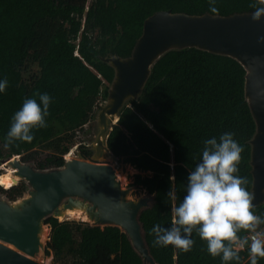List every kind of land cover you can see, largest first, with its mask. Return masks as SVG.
I'll return each mask as SVG.
<instances>
[{
	"label": "trees",
	"instance_id": "16d2710c",
	"mask_svg": "<svg viewBox=\"0 0 264 264\" xmlns=\"http://www.w3.org/2000/svg\"><path fill=\"white\" fill-rule=\"evenodd\" d=\"M254 2L216 0L215 6L218 15L231 16L253 12ZM160 11L213 15L209 0H0V81L9 82L0 93V166L40 150L25 162L38 169L61 167L79 140V151L91 160L92 122L115 77L104 59L130 57L145 21ZM245 76L243 66L230 57L198 49L171 51L154 65L139 99L130 100L112 125L109 151L145 174L135 176L136 186L156 193L153 208L142 214L141 222L157 264H222L195 233L192 251L183 253L172 246H154L150 230L156 224L171 227L172 208L186 195L187 176L201 162L206 139L235 134L244 148L239 175L248 178L252 191L250 142L256 125L245 98ZM44 93L52 98L47 127L34 130L31 142L5 147L12 117L24 99L39 102L38 94ZM170 190L174 200L167 196ZM25 192L23 182L10 189L0 186V194L11 200ZM255 212L264 216V204ZM68 218L81 219L75 214ZM47 224V256H53L54 264H142L117 228L54 218ZM240 257L239 264H250L247 250Z\"/></svg>",
	"mask_w": 264,
	"mask_h": 264
},
{
	"label": "water",
	"instance_id": "95a60500",
	"mask_svg": "<svg viewBox=\"0 0 264 264\" xmlns=\"http://www.w3.org/2000/svg\"><path fill=\"white\" fill-rule=\"evenodd\" d=\"M251 14L214 17L160 11L145 21L130 57L111 55L104 59L115 70V77L98 115L99 132L89 147L94 152L91 161L79 152L61 167L38 169L21 156L4 162L17 179L14 186L23 182L26 192L16 200L0 194V264H40V258L46 261L48 229L51 231L47 221H71L69 212L79 213L82 222L91 227L119 229L142 264H157L141 222L142 214L153 208L156 193H139L138 186L125 187L117 170L99 160L109 151L112 122H119L130 100L139 99L152 68L171 51L198 49L230 57L245 69V98L256 125L250 142L251 192L255 207L263 205L264 43L258 39L264 36V17L254 22Z\"/></svg>",
	"mask_w": 264,
	"mask_h": 264
},
{
	"label": "clouds",
	"instance_id": "9594fccd",
	"mask_svg": "<svg viewBox=\"0 0 264 264\" xmlns=\"http://www.w3.org/2000/svg\"><path fill=\"white\" fill-rule=\"evenodd\" d=\"M215 5L216 0H209V11L214 17L219 14ZM250 7L254 9L252 20L261 21L264 0H255ZM258 42L264 43V36ZM8 83L7 79L0 81V93L5 92ZM38 96L39 102L25 98L14 113L5 147L17 141L31 142L34 130L47 127L52 98L47 93ZM234 135L226 132L219 141L215 137L203 141L201 162L187 176L186 195L172 208L171 227L156 224L150 230L155 236L154 246H172L188 253L194 247L195 233L206 242L208 254L219 257L222 264H239L242 250L248 251L250 264L264 259V216L255 212V196L248 190V178L239 175L244 148ZM167 196L175 199L171 190Z\"/></svg>",
	"mask_w": 264,
	"mask_h": 264
},
{
	"label": "rangeland",
	"instance_id": "374dc122",
	"mask_svg": "<svg viewBox=\"0 0 264 264\" xmlns=\"http://www.w3.org/2000/svg\"><path fill=\"white\" fill-rule=\"evenodd\" d=\"M34 70H37V68H34ZM105 105V102H101L99 104V108H102ZM101 111V110H100ZM100 111L97 113L96 115V119L92 122L93 123V128H92V132H91V141L90 144H88V147H92L93 143L95 141V138L99 132V126H98V115L100 113ZM112 125H114V123L112 122ZM111 125V126H112ZM81 139V138H80ZM81 140H79V143L77 145H75L68 154H66L65 156H68L69 158H77L78 153L80 152V145L83 142H80ZM35 154L34 155H25L22 156L21 159L25 162L27 161V158H33L35 156H39L41 153L40 150L37 151H32ZM67 157V158H68ZM65 159V157H64ZM87 160V159H86ZM6 160H4L0 166V186L3 187L4 189H10V187L14 186L17 182H15V180L11 177V173H9L10 170H8V168L5 165ZM91 161V160H88ZM101 163H107L112 165L116 170L117 173L120 175L121 179H122V184L125 187H132V186H136L135 185V176L138 174H142L145 175L144 173H140L139 171H137L136 169H134L133 167L122 163L121 161H119L117 158H115L109 151L106 152V156H102L101 159L99 160ZM139 193H143L146 192L143 188L139 187ZM71 221H76V222H82V219H77V218H69ZM50 233V229H48V235ZM49 237V236H48ZM38 262L40 264H54L53 262V256H50L47 258L46 261H44L42 258H40L38 260Z\"/></svg>",
	"mask_w": 264,
	"mask_h": 264
},
{
	"label": "bare ground",
	"instance_id": "6f19581e",
	"mask_svg": "<svg viewBox=\"0 0 264 264\" xmlns=\"http://www.w3.org/2000/svg\"><path fill=\"white\" fill-rule=\"evenodd\" d=\"M8 170H10V171L12 172L10 175H11V177L15 180V182H17V181H16L17 179H16L15 177H13V175H12V174H13V171H12L11 169H8ZM71 214H75V215H79V216H80V214L77 213V212H76V213H75V212H69V213L67 214V218H68V216L71 215ZM80 217H81V216H80ZM81 219H82V217H81Z\"/></svg>",
	"mask_w": 264,
	"mask_h": 264
},
{
	"label": "built area",
	"instance_id": "2783aa9c",
	"mask_svg": "<svg viewBox=\"0 0 264 264\" xmlns=\"http://www.w3.org/2000/svg\"><path fill=\"white\" fill-rule=\"evenodd\" d=\"M65 157V160H67V159H69V157L68 156H64ZM68 157V158H67Z\"/></svg>",
	"mask_w": 264,
	"mask_h": 264
},
{
	"label": "flooded vegetation",
	"instance_id": "af4514ba",
	"mask_svg": "<svg viewBox=\"0 0 264 264\" xmlns=\"http://www.w3.org/2000/svg\"><path fill=\"white\" fill-rule=\"evenodd\" d=\"M93 154H94V152H93ZM93 156V155H92Z\"/></svg>",
	"mask_w": 264,
	"mask_h": 264
}]
</instances>
